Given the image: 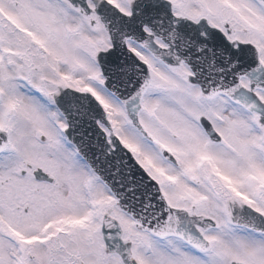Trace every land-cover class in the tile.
<instances>
[{"label": "snow or ice", "instance_id": "obj_1", "mask_svg": "<svg viewBox=\"0 0 264 264\" xmlns=\"http://www.w3.org/2000/svg\"><path fill=\"white\" fill-rule=\"evenodd\" d=\"M0 264H264V0H0Z\"/></svg>", "mask_w": 264, "mask_h": 264}]
</instances>
